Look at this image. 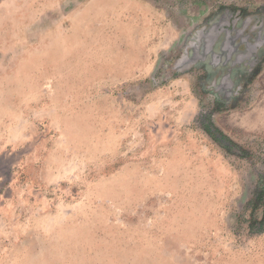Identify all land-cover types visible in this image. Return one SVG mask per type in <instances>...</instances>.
I'll return each mask as SVG.
<instances>
[{"label": "rangeland", "instance_id": "obj_1", "mask_svg": "<svg viewBox=\"0 0 264 264\" xmlns=\"http://www.w3.org/2000/svg\"><path fill=\"white\" fill-rule=\"evenodd\" d=\"M0 264H264V0H0Z\"/></svg>", "mask_w": 264, "mask_h": 264}, {"label": "trees", "instance_id": "obj_2", "mask_svg": "<svg viewBox=\"0 0 264 264\" xmlns=\"http://www.w3.org/2000/svg\"><path fill=\"white\" fill-rule=\"evenodd\" d=\"M261 230V229H260ZM256 231H259V230H256Z\"/></svg>", "mask_w": 264, "mask_h": 264}]
</instances>
